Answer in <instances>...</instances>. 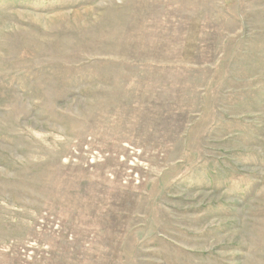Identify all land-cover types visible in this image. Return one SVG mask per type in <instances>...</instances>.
I'll list each match as a JSON object with an SVG mask.
<instances>
[{
  "label": "rangeland",
  "instance_id": "1",
  "mask_svg": "<svg viewBox=\"0 0 264 264\" xmlns=\"http://www.w3.org/2000/svg\"><path fill=\"white\" fill-rule=\"evenodd\" d=\"M0 264H264V0H0Z\"/></svg>",
  "mask_w": 264,
  "mask_h": 264
}]
</instances>
